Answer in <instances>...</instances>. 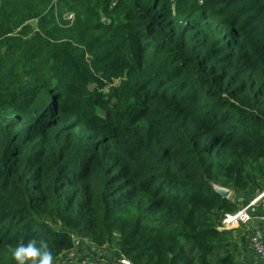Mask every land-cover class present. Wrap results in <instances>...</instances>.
I'll return each mask as SVG.
<instances>
[{"label": "trees", "instance_id": "trees-1", "mask_svg": "<svg viewBox=\"0 0 264 264\" xmlns=\"http://www.w3.org/2000/svg\"><path fill=\"white\" fill-rule=\"evenodd\" d=\"M263 191L264 0H0V264H244Z\"/></svg>", "mask_w": 264, "mask_h": 264}, {"label": "built area", "instance_id": "built-area-1", "mask_svg": "<svg viewBox=\"0 0 264 264\" xmlns=\"http://www.w3.org/2000/svg\"><path fill=\"white\" fill-rule=\"evenodd\" d=\"M263 197L264 191L259 193L249 203L241 206L237 211L227 212L223 217L222 226H220V229H234L241 224L247 225L254 222L255 219L258 220L262 230L251 234L250 248L254 254L261 258L262 264H264V212L255 218L254 207ZM90 247H94L95 252L90 251V253H86L81 261V258H79V264H97L104 260H111L114 264H133V262L122 253H115V250L110 249L108 244L103 246L90 245Z\"/></svg>", "mask_w": 264, "mask_h": 264}, {"label": "rangeland", "instance_id": "rangeland-1", "mask_svg": "<svg viewBox=\"0 0 264 264\" xmlns=\"http://www.w3.org/2000/svg\"><path fill=\"white\" fill-rule=\"evenodd\" d=\"M72 17H73V15H72ZM70 18H71V16H70ZM102 19L105 20V21L106 20L108 21V19L105 17V15L102 16ZM216 187H218V186H216ZM229 197H233L232 190H231V194L229 195ZM229 230H232V234L234 236L237 235L238 240H241V237L246 235L247 238L249 239V242H250V238L248 236L249 235V231L246 228V226H244V224H241L239 227L234 228V229H229ZM75 240H76L75 241V243H76L75 248H73V249H71L69 251H66L62 255L61 264H79V258H81L80 259V261H81L86 253H90V251L95 252V248L94 247H90V245L94 246L95 244L89 238L83 237V236H79V235L76 234L75 235ZM248 246L250 247V243H249ZM109 248L110 249H112V248L115 249L111 245H109ZM242 253L243 252H241V254ZM240 260H241V262H243V259H242L241 255H240ZM110 262H111V260H107V261L104 260V261L100 262V264H111Z\"/></svg>", "mask_w": 264, "mask_h": 264}, {"label": "clouds", "instance_id": "clouds-1", "mask_svg": "<svg viewBox=\"0 0 264 264\" xmlns=\"http://www.w3.org/2000/svg\"><path fill=\"white\" fill-rule=\"evenodd\" d=\"M31 239L27 243L21 242L12 249V256L17 264H53V255L45 241Z\"/></svg>", "mask_w": 264, "mask_h": 264}, {"label": "crops", "instance_id": "crops-1", "mask_svg": "<svg viewBox=\"0 0 264 264\" xmlns=\"http://www.w3.org/2000/svg\"><path fill=\"white\" fill-rule=\"evenodd\" d=\"M263 212H264V197L254 207L255 218L258 215H261ZM244 226H246V228L249 231V235H248L249 237L253 232H260L262 230L261 225L256 219L254 222ZM242 252L243 253L241 257L243 259L244 264H262L261 258L256 254H254V252L251 250L249 246L247 247V249H244Z\"/></svg>", "mask_w": 264, "mask_h": 264}, {"label": "water", "instance_id": "water-1", "mask_svg": "<svg viewBox=\"0 0 264 264\" xmlns=\"http://www.w3.org/2000/svg\"><path fill=\"white\" fill-rule=\"evenodd\" d=\"M108 22H111V20L108 19ZM216 189L224 197H229V195L231 194V190L227 187L218 186L216 187Z\"/></svg>", "mask_w": 264, "mask_h": 264}]
</instances>
